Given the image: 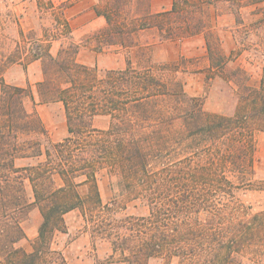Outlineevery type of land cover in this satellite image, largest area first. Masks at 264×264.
<instances>
[{"label":"trees","instance_id":"obj_1","mask_svg":"<svg viewBox=\"0 0 264 264\" xmlns=\"http://www.w3.org/2000/svg\"><path fill=\"white\" fill-rule=\"evenodd\" d=\"M149 2L132 24L120 19L121 6L96 8L108 24L97 48H137V66L128 59L123 69L102 71L78 61L79 43L63 45L53 56L46 39L32 44L24 64L42 62L37 96L30 85L3 82L0 264H68L54 245L73 211L93 240L110 245L115 263L264 264V212L252 213L236 198L240 186L233 179L254 172L256 135L264 131V79L259 88L244 86L232 116L206 113L202 101L189 96L133 38L146 30H157L161 42L200 34L191 26L198 16L171 27L170 20L184 14L179 0L156 14ZM27 102L61 103L68 136L52 142ZM97 117L107 118L108 126L96 127ZM18 160L30 162L19 166ZM103 171L114 192L107 203L98 183ZM136 200L148 206L147 215H118ZM34 208L42 222L27 252L20 246L27 239L23 222Z\"/></svg>","mask_w":264,"mask_h":264},{"label":"rangeland","instance_id":"obj_2","mask_svg":"<svg viewBox=\"0 0 264 264\" xmlns=\"http://www.w3.org/2000/svg\"><path fill=\"white\" fill-rule=\"evenodd\" d=\"M74 1V3L53 5L49 0H37V3H41L38 8L44 19L37 31L27 32L20 38L21 49L15 47V38L10 33L6 36L7 32H0V54L6 56L11 53V56L16 57L18 53L22 55L27 53L35 40L43 34L42 29L45 28L47 39H60L59 50L63 45L68 46L73 41L86 47L85 50L95 53L96 67L102 71L125 68L128 59L137 66V48L126 49L118 46L97 48L99 42L103 41L100 36L103 31L84 34L81 26L89 22L91 14H88V11L92 9V4H95V11L97 7L102 8L103 4L112 11L114 7L121 6L123 16L120 19H125L126 23L132 24L149 0ZM77 1H82L83 4L73 8ZM179 4L184 14H176L170 20V26L180 28L185 25L187 18L198 16L191 26L193 31L200 30V34L161 42L159 40L161 35L157 30H146L134 34L133 38L141 48H146V56L150 55L155 64L163 66L161 68L164 69L165 74L173 76L184 85V90L189 96L197 97L202 101L206 113L232 116L240 104L241 96L246 93L244 86L247 84L252 88H259L264 79V0H203L200 2L193 0L188 4L184 0H179ZM78 16L82 17L75 20ZM119 21L115 19L113 22L119 23ZM7 22L9 20L0 19V26L3 27V24ZM66 23L70 30L65 27ZM42 24H46L47 27ZM8 27H11V24ZM72 28L81 30L78 32V35L80 34L78 38L73 37ZM113 28L112 31H114ZM113 40L117 41L115 37ZM29 42L32 43L30 46ZM27 58L24 59L23 65ZM142 64L147 65V58L144 57ZM27 109L38 116L36 107L31 102H27ZM48 119L51 123L48 129L50 140L52 142L64 140L68 136L64 109H53ZM94 124L98 128H105L108 126V119L97 117ZM259 133L257 132V135ZM29 162V160H18L17 164L25 166ZM98 177L103 201L107 203L114 197L109 177L105 171ZM233 179L240 186L236 191V198L245 206H249L252 213L264 212V161L258 160L256 152L254 172L245 180L238 177ZM80 191L85 194L86 188ZM148 213V206L136 200L128 202L125 209L119 210L118 215L142 216ZM65 221L67 229L65 232L57 233L54 247L63 252L68 264H120L109 259L111 249L108 243L93 240L90 234L85 232L84 221L79 212L68 213ZM41 222L42 215L37 208L32 209L23 222L27 239L23 240L20 246L27 252L33 250L32 244ZM149 264L179 263L152 259Z\"/></svg>","mask_w":264,"mask_h":264},{"label":"crops","instance_id":"obj_3","mask_svg":"<svg viewBox=\"0 0 264 264\" xmlns=\"http://www.w3.org/2000/svg\"><path fill=\"white\" fill-rule=\"evenodd\" d=\"M53 5L58 3H74L73 0H49ZM35 3V7H34ZM80 4H83L82 1H77L73 8L78 7ZM174 4V0H150L149 2V10L151 13H161L165 11H169L172 9ZM41 3L37 0H0V19L4 18L5 20H9V22L4 23L3 27L0 26V32L10 33L13 38H15V47L21 49L22 42L21 39L27 32L37 31L38 26L44 20L41 17L40 7ZM92 9L88 11V14H91V18L89 22H85L82 27V33L92 32L100 33L107 29L108 24L106 19L98 15L95 11V4H92ZM82 16H78L75 20H79ZM12 18V19H11ZM69 20V19H68ZM70 22V20H69ZM11 24V27H8ZM44 27H47L46 24H42ZM71 25V24H70ZM8 27V28H6ZM72 27V26H71ZM6 28V29H5ZM73 30V28H72ZM10 31V32H8ZM81 30H73V37L78 38V32ZM43 34L37 38L35 41L44 42L47 39V30L45 28L42 29ZM51 39V48L50 53L53 56H57L59 52V46L61 44L60 39L50 38ZM74 39V38H73ZM167 42V41H166ZM79 43V42H78ZM165 43V42H164ZM32 43L29 42V46ZM81 49L79 54L77 55V59L80 63L96 66V55L92 51L85 50L86 47L81 45ZM30 50V48H29ZM12 54L2 55L0 54V99L2 95L3 82L8 85L17 86V87H27L30 85L37 96L36 86L38 83L43 81L44 74L42 70V62L41 60H35L30 62L26 67L23 65V61L26 56L29 55V51L27 53H18V56H11ZM22 55V56H21ZM211 66V65H210ZM115 69V67H114ZM123 69V68H122ZM63 109L61 103H53V104H38L36 106V111L40 116L44 126L48 130L51 126V123L48 119L49 113L53 111V109ZM61 114L63 112L61 111ZM256 155L258 160L264 161V131H261L256 136Z\"/></svg>","mask_w":264,"mask_h":264}]
</instances>
